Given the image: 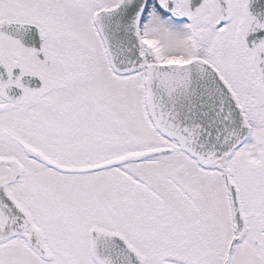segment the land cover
Instances as JSON below:
<instances>
[{"label":"snow or ice","instance_id":"obj_1","mask_svg":"<svg viewBox=\"0 0 264 264\" xmlns=\"http://www.w3.org/2000/svg\"><path fill=\"white\" fill-rule=\"evenodd\" d=\"M0 264H264V0H0Z\"/></svg>","mask_w":264,"mask_h":264}]
</instances>
